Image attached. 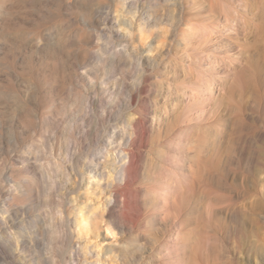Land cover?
Returning a JSON list of instances; mask_svg holds the SVG:
<instances>
[{"label": "rangeland", "instance_id": "obj_1", "mask_svg": "<svg viewBox=\"0 0 264 264\" xmlns=\"http://www.w3.org/2000/svg\"><path fill=\"white\" fill-rule=\"evenodd\" d=\"M193 262L264 264V0H0V264Z\"/></svg>", "mask_w": 264, "mask_h": 264}, {"label": "bare ground", "instance_id": "obj_2", "mask_svg": "<svg viewBox=\"0 0 264 264\" xmlns=\"http://www.w3.org/2000/svg\"><path fill=\"white\" fill-rule=\"evenodd\" d=\"M132 144L133 143H131V146H132ZM125 159H126V162L124 165H122V169L120 171L122 179L124 180V186H123V188H120V191L118 190L117 192L114 193V200L118 201L120 196H124V198H125L124 203L128 202L126 205L130 204L133 208H137V206L139 204L138 199L136 197L132 196L131 194H129L128 191L131 190L130 186L133 185L131 179L129 180V177L131 176L132 172H134L137 169L138 161H137L136 156L134 155V151L131 149L126 153ZM200 168H201L200 171L193 172V176H191L192 181H191L190 188L188 189V192L186 190H180V195H183V194L187 195V196H184V198H183V204H184V206L182 205L183 209L188 210V204H189L190 213L196 212L199 209V205H200L199 201L201 200L200 201L201 203L205 202L207 199V196H210V195L211 196L213 195L212 196L213 200L212 199L211 200L213 202L215 201V206H222L225 203H228L229 205H231L233 207L232 204L234 202H232V201L234 199H233L232 195H230L229 189L226 185V179H227V176L229 175V171H231V170L233 171V169H230V167H226V166L221 165V163L218 161L213 162L211 164L203 165L202 167L200 166ZM233 172H235V171H233ZM207 200H209V199H207ZM212 201H211V203H212ZM176 209H178V208H176ZM220 210H221V208L219 209V211ZM181 213H184V212H182V210H181ZM180 218H181V216H180ZM187 224L188 225L194 224V226L199 228V226L201 225V220L199 219L198 215L195 217L190 216V218H188ZM193 229H195V228H193ZM197 229L195 231L193 230L194 232L186 231L184 233L185 234L184 240L186 243L183 244L181 250H183L185 252V254L189 256V258L192 257L193 258L192 261L198 263V261L201 262V261L206 260V259L208 261V258H210L212 256V251L214 253V248H216V246H217L216 243L218 242V239L215 238L213 244H211L212 242L211 243L208 242L209 243V246H208L207 240L209 238H212V237L209 236L208 233L206 235L201 233L199 231V229H201V228H199L198 230ZM202 229H203V227H202ZM194 233L197 234L196 237H194ZM213 239H214V237H213ZM191 240H194V242H191ZM209 240H211V239H209ZM178 241H179V239L176 238L174 243L177 244ZM201 244H203V246H205V248H203L201 246L204 251L202 250V252L200 254L199 250L201 248L198 246H200ZM210 247H212L213 250H211ZM174 248H175L174 254L180 256L179 254H180L181 250L179 249V247L174 244ZM207 261H206V263H207ZM194 262H193V264H194Z\"/></svg>", "mask_w": 264, "mask_h": 264}]
</instances>
